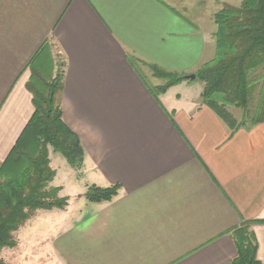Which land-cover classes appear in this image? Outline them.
Segmentation results:
<instances>
[{
	"label": "crops",
	"instance_id": "0c3cea01",
	"mask_svg": "<svg viewBox=\"0 0 264 264\" xmlns=\"http://www.w3.org/2000/svg\"><path fill=\"white\" fill-rule=\"evenodd\" d=\"M200 3L0 0V164L33 114L26 67L46 41L62 59V120L84 151L76 171L53 166L49 148L50 187L69 201L18 231L21 245L32 235V259L232 264V234L247 227L264 264V123L230 128L193 81L154 91L164 81L150 66L195 75L213 58L216 27L198 24ZM65 184L79 187L75 200ZM90 186L118 190L87 203Z\"/></svg>",
	"mask_w": 264,
	"mask_h": 264
},
{
	"label": "trees",
	"instance_id": "16d2710c",
	"mask_svg": "<svg viewBox=\"0 0 264 264\" xmlns=\"http://www.w3.org/2000/svg\"><path fill=\"white\" fill-rule=\"evenodd\" d=\"M216 26L214 56L195 73L203 89L202 103L212 109L230 128L264 123V0H242L239 6L224 4L212 15ZM52 46L46 41L27 64L30 72L26 89L32 96L33 114L5 160L0 164V252L13 249L16 234L37 211L64 209L68 198L59 197V188L50 187L55 172L50 167L49 148L73 170H80L84 151L78 137L64 124L60 98L63 90V64L55 71ZM153 76L164 81L155 88L162 94L186 81L185 76L150 66ZM262 93L247 124L249 97L256 81ZM227 108H239V124ZM117 187L90 186L85 193L91 203L109 202ZM237 255L232 264H262L256 259V241L247 227L233 232ZM0 264H8L0 259Z\"/></svg>",
	"mask_w": 264,
	"mask_h": 264
},
{
	"label": "rangeland",
	"instance_id": "374dc122",
	"mask_svg": "<svg viewBox=\"0 0 264 264\" xmlns=\"http://www.w3.org/2000/svg\"><path fill=\"white\" fill-rule=\"evenodd\" d=\"M200 1H201V3L198 4V6H196L194 8L193 14H194L198 24L201 26V28H204V29L209 28L210 29V28L214 27V25H215L212 21V15L214 14V12L216 10L217 11L220 10L221 7L224 5V3H221V2L216 3V2H214L215 0H200ZM223 1H225V0H223ZM237 2H238V0H236L233 4H236ZM213 41H214V38H213ZM214 45H215V43H214ZM51 50H52V56L54 59V64L57 65V68H55V71L58 72V71H60L59 64L62 62V59H61L60 55L58 54L57 50H55L54 48H52ZM262 74H264V69H258L257 71L252 73L251 76H252V78H255V77L257 78L258 76H260ZM189 81L190 80H188V82ZM192 83L195 85L201 84V82L198 80H194ZM261 93H262V81L258 80V81H256V83L251 88V93H250V97H249V104H248V109H249L248 111L250 113L247 114L248 116L246 119L248 125L250 124V120H249V118L251 117L250 115H253L257 104L260 102ZM227 110H228L229 114H231L235 118L236 123L239 124L241 122V120L243 119L241 109H239V108H227ZM52 155H53L52 158L57 157L53 160V163H52L53 166L55 163V167H58V164L56 163L57 161H59V163H65V161L63 160V158L60 155L54 154V153ZM58 173H59L60 179L63 180L64 175H63L62 171L59 170ZM78 188H79L78 186L65 184L64 194L67 197L70 196V198L72 196V200L73 199L75 200L76 197H74L73 194L76 190H78ZM86 191H87V189H86ZM86 191H84V193L82 195V199L87 203H91L85 197ZM68 201H69V197H68ZM67 206H68V203H67ZM67 206L64 209H61L59 211H65ZM74 207H76V206H74ZM74 207L71 208L70 211H73ZM55 210H58V209H55ZM31 219L22 228H24L31 221ZM28 225H31V224H28ZM32 227H31L30 231H32ZM31 236L32 235H30L29 240L27 238L25 244L21 245L18 242L19 241L18 232L16 234H14L15 241L17 243L16 247L13 249L2 250L0 252V259H2L3 261H5L8 264H56V262L49 261L47 259L48 257L46 259H44V258H41V259L37 258L36 260L32 259V252H33L34 248L32 247Z\"/></svg>",
	"mask_w": 264,
	"mask_h": 264
},
{
	"label": "water",
	"instance_id": "95a60500",
	"mask_svg": "<svg viewBox=\"0 0 264 264\" xmlns=\"http://www.w3.org/2000/svg\"><path fill=\"white\" fill-rule=\"evenodd\" d=\"M186 80L194 81L196 79V76L194 74L185 76Z\"/></svg>",
	"mask_w": 264,
	"mask_h": 264
}]
</instances>
